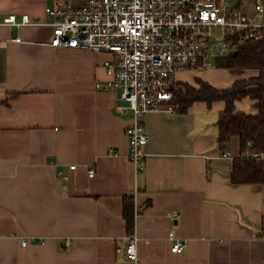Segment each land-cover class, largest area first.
Returning a JSON list of instances; mask_svg holds the SVG:
<instances>
[{
    "label": "crops",
    "instance_id": "0c3cea01",
    "mask_svg": "<svg viewBox=\"0 0 264 264\" xmlns=\"http://www.w3.org/2000/svg\"><path fill=\"white\" fill-rule=\"evenodd\" d=\"M51 3L0 0V264H264V181L232 180L241 140L234 135L224 155L225 103L148 112L140 170L128 156L133 113L117 111L118 92L96 87L108 78V54L52 46L51 26L8 23L26 13L45 20ZM256 3L242 7L251 15ZM207 71L197 78L217 87L238 78ZM254 102L237 101V111L256 113ZM130 196L137 260L121 250L133 234ZM175 240L186 247L172 251Z\"/></svg>",
    "mask_w": 264,
    "mask_h": 264
},
{
    "label": "built area",
    "instance_id": "2783aa9c",
    "mask_svg": "<svg viewBox=\"0 0 264 264\" xmlns=\"http://www.w3.org/2000/svg\"><path fill=\"white\" fill-rule=\"evenodd\" d=\"M46 14L45 20L28 13L21 20L11 15L8 23L51 26L52 46L108 54L104 61L108 78L98 80L96 87L118 92L117 111L133 113L134 121L126 130L128 156L140 170L150 139L145 117L152 110L174 112L171 101L181 87L178 72L219 69L217 59L235 51L238 44L264 40L262 3H256L250 15L232 0H85L81 5L74 0H52ZM214 27L222 28L221 38L212 37ZM254 156L264 158V153ZM138 241L133 233L121 248L133 260L138 258ZM29 242L28 238L22 240L25 246ZM186 245L185 240H175L172 251H181Z\"/></svg>",
    "mask_w": 264,
    "mask_h": 264
},
{
    "label": "trees",
    "instance_id": "16d2710c",
    "mask_svg": "<svg viewBox=\"0 0 264 264\" xmlns=\"http://www.w3.org/2000/svg\"><path fill=\"white\" fill-rule=\"evenodd\" d=\"M243 0H238L242 5ZM238 42V37L232 39ZM218 67L238 76L232 85L217 87L202 78L196 83L182 82L171 101L178 112H187L196 101L213 104L225 103L217 121L219 143L225 153L231 138L238 135L241 140V155L233 159L232 180L236 183H262L264 181V158L254 153H264V40H251L238 44L235 51L219 57ZM247 74V76H244ZM250 97L256 113L237 111V101ZM124 217L128 233L135 230V200L126 198Z\"/></svg>",
    "mask_w": 264,
    "mask_h": 264
},
{
    "label": "rangeland",
    "instance_id": "374dc122",
    "mask_svg": "<svg viewBox=\"0 0 264 264\" xmlns=\"http://www.w3.org/2000/svg\"><path fill=\"white\" fill-rule=\"evenodd\" d=\"M84 0H74V3L76 5H81L83 3ZM233 3H237L238 0H232ZM260 2H262V4L264 5V0H259ZM211 35L213 38L215 39H219L222 37V28L221 27H214L212 28L211 30ZM223 72L224 74H221V76H224L225 78H228V79H232V77L234 76V74H232L231 72H225V71H221ZM206 73L207 75L206 76H209L208 78H211V77H215L217 76L218 74L217 73H211V71H207V72H204ZM198 73L197 71H180L178 72L177 76L181 79H184L185 82H190V81H195V79L198 77ZM244 76H247V74H245Z\"/></svg>",
    "mask_w": 264,
    "mask_h": 264
}]
</instances>
